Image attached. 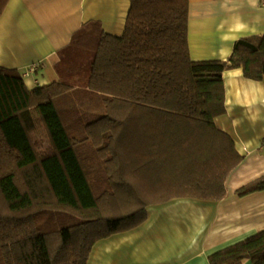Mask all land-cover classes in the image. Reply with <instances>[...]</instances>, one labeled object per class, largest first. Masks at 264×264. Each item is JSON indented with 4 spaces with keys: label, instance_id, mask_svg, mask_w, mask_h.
Listing matches in <instances>:
<instances>
[{
    "label": "trees",
    "instance_id": "16d2710c",
    "mask_svg": "<svg viewBox=\"0 0 264 264\" xmlns=\"http://www.w3.org/2000/svg\"><path fill=\"white\" fill-rule=\"evenodd\" d=\"M8 0H0V16ZM120 36L86 23L60 52L59 80L28 89L0 67V264H87L150 206L217 202L242 156L215 125L223 73L264 79V36L226 61L189 55L188 0H128ZM264 191V175L236 191ZM264 264V230L208 257Z\"/></svg>",
    "mask_w": 264,
    "mask_h": 264
},
{
    "label": "crops",
    "instance_id": "0c3cea01",
    "mask_svg": "<svg viewBox=\"0 0 264 264\" xmlns=\"http://www.w3.org/2000/svg\"><path fill=\"white\" fill-rule=\"evenodd\" d=\"M189 55L226 61L234 43L264 36L263 0H188ZM128 0H8L0 16V67L19 73L30 90L59 80L55 63L89 22L120 36ZM225 115L216 127L242 156L217 202L175 198L150 206L138 227L97 242L87 264H209L213 253L264 230V191H236L264 175V79L223 73ZM243 264H251L244 261Z\"/></svg>",
    "mask_w": 264,
    "mask_h": 264
},
{
    "label": "built area",
    "instance_id": "2783aa9c",
    "mask_svg": "<svg viewBox=\"0 0 264 264\" xmlns=\"http://www.w3.org/2000/svg\"><path fill=\"white\" fill-rule=\"evenodd\" d=\"M263 6H264V0H263Z\"/></svg>",
    "mask_w": 264,
    "mask_h": 264
}]
</instances>
